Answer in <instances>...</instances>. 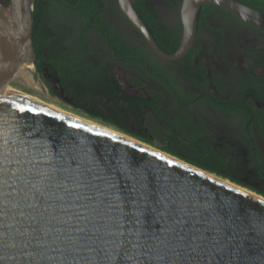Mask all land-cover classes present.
I'll return each mask as SVG.
<instances>
[{
    "label": "water",
    "instance_id": "water-1",
    "mask_svg": "<svg viewBox=\"0 0 264 264\" xmlns=\"http://www.w3.org/2000/svg\"><path fill=\"white\" fill-rule=\"evenodd\" d=\"M135 1L118 4L169 62L190 51L202 6L264 32V14L236 0H183L181 41L167 55ZM33 10L34 0L0 3V264H264L262 200L8 88L14 66L34 67Z\"/></svg>",
    "mask_w": 264,
    "mask_h": 264
},
{
    "label": "flooded vegetation",
    "instance_id": "flooded-vegetation-1",
    "mask_svg": "<svg viewBox=\"0 0 264 264\" xmlns=\"http://www.w3.org/2000/svg\"><path fill=\"white\" fill-rule=\"evenodd\" d=\"M34 2L39 9L37 15L40 21L36 36H41L34 68L48 86L49 93L53 92L52 96L69 103L70 95L61 88L62 82L71 85L79 79L88 83L112 80L128 96L147 97L151 93L150 88L161 91L164 96L162 111L164 109V113L171 114L178 110L174 91L182 99L195 95L197 103L189 102L191 107L187 110L193 117L212 126L215 148L220 149L223 144L229 147V154L236 153L237 158L241 154L243 171L239 173V179L246 184H250L251 179L260 183L255 180L259 175L248 159L251 149L244 130H250L258 159L264 163V139L254 122L264 114L263 31L219 8L202 6L196 37L190 49L196 50L193 66L202 65L205 70L207 87L202 90L178 73L180 62L190 51L174 62L159 58L139 30L125 18L118 0ZM182 3L183 0H136L134 9L139 16L141 12L149 18L156 36L181 41ZM95 4L101 7L96 9ZM111 41L138 55L117 56ZM40 55L42 59H39ZM151 67L165 73L159 74L163 82L154 78L158 74L154 73L155 70L151 72ZM137 81L143 84L142 88L136 86ZM203 94L209 95L210 101L217 100V108L200 101ZM222 105L224 110L218 108Z\"/></svg>",
    "mask_w": 264,
    "mask_h": 264
},
{
    "label": "trees",
    "instance_id": "trees-1",
    "mask_svg": "<svg viewBox=\"0 0 264 264\" xmlns=\"http://www.w3.org/2000/svg\"><path fill=\"white\" fill-rule=\"evenodd\" d=\"M0 1H2L3 5H7L9 0ZM236 1L264 14V0ZM95 5L96 9L101 7L100 4ZM38 10L36 2H34L32 42L35 53H37L36 51L41 43V36H36L37 27L40 23L37 15ZM204 10L205 7L203 12ZM139 14L148 29L150 28L149 30L154 34L153 37L162 52L167 55L173 54L177 50L180 40H170L167 36H156L157 32L152 27L149 18L145 17L141 12ZM201 15L202 13L200 17ZM110 45L117 56L138 55L134 54L131 49L122 48L112 41ZM195 54L196 50H192L187 54L185 60L180 62L178 73L184 76L192 85L203 90L207 87L206 79H204L205 70L202 65L196 68L193 66L192 60ZM39 59H42L41 55ZM149 70L151 72L155 70L154 73L158 75H154V78L163 82L159 74L163 75L165 73L152 67ZM168 84L172 89H175L171 82H168ZM136 86L142 88L143 84L137 81ZM61 88L70 95L71 102H66V104L78 110L87 118L107 125L146 145L156 147L197 168L229 180L231 183L257 192L264 198V182L261 183V180L264 181V163L258 159L255 143L250 137V130L248 128L244 130V133L247 134V144L251 149V155L248 159L253 162L257 170L260 178L254 179L260 182L259 184L255 183L253 179H251L250 184L243 183L239 179V173L243 171L242 166H240L243 156L238 154L239 158H237L236 153L229 154V147L221 143L220 149L215 148L212 126L200 118L193 117L187 110L191 107L189 102L194 105L197 103V96L194 95L182 99L180 94L174 91V100L178 104V110L169 114L167 112L164 113V109L162 111L164 98L162 92L153 88H150L151 93L147 97L128 96L112 80L88 83L79 79L75 80L71 85L62 82ZM210 99L207 94H203L199 98L200 101L208 102L209 106L217 108L218 101H210ZM218 108L224 110L223 105L218 106ZM254 122L261 138L264 139V114H261L260 118L254 119Z\"/></svg>",
    "mask_w": 264,
    "mask_h": 264
},
{
    "label": "rangeland",
    "instance_id": "rangeland-1",
    "mask_svg": "<svg viewBox=\"0 0 264 264\" xmlns=\"http://www.w3.org/2000/svg\"><path fill=\"white\" fill-rule=\"evenodd\" d=\"M1 4L2 1H0ZM8 86L16 91L25 93L27 95H30L32 97H36L39 99L46 100L48 102H51L83 119H87L90 121L89 118L84 116L82 113H80L78 110H75L68 104L64 103L62 100H60L57 97L52 96L49 93L48 88L45 86L42 78L36 73V69L34 67L27 68L23 65H16L14 66L12 73L8 80ZM95 123H98L97 121H94ZM100 124V123H99ZM103 125V124H101ZM106 126V125H104ZM156 148V147H155ZM159 150V149H158Z\"/></svg>",
    "mask_w": 264,
    "mask_h": 264
},
{
    "label": "bare ground",
    "instance_id": "bare-ground-1",
    "mask_svg": "<svg viewBox=\"0 0 264 264\" xmlns=\"http://www.w3.org/2000/svg\"><path fill=\"white\" fill-rule=\"evenodd\" d=\"M10 57H12V59H15V58H16V53H14V54H13V53H10ZM25 67L30 68V69L32 68V67H30V66H25ZM6 86H7V85H6ZM7 87H8V86H7ZM8 88H10V87H8ZM10 89H11V88H10ZM71 112H72V111H71ZM90 119H91V118H90ZM85 120H87V119H85ZM91 120H92V119H91ZM87 121H89V122H91V123H93V124H96V125L102 126V127L106 128V129H108V130H111V131H113V132H115V133H117V134H119V135H121V136H123V137L129 139V140L135 141L134 139L127 137L126 135L122 134L121 132H119V131H117V130L111 128V127H108L107 125L104 126V125H101V124H99V123H95L94 121H90V120H87ZM135 142H140V141L136 140ZM141 143H142V142H141ZM143 145L146 146V147H148L149 149H151V150H153V151H156V152L162 153L161 151H159V150H158L157 148H155V147H152V146H150V145H145V144H143ZM162 154H163V153H162ZM164 155H165V153H164ZM166 156H167V155H166ZM203 173H204V172H203ZM205 174L211 176L212 178H216V179H218V180L224 182V183L227 184L228 186H231V187H233V188H235V189H237V190H239V191H242V192H244V193H246V194H248V195H250V196H252V197H255V198L259 199V200H262V201L264 202V198H263V197H261V196H259V195H256V194H254V193L251 192V191H248V190L243 189V188H241V187H239V186H236L235 184H232V183L228 182L227 180L221 179V178L216 177V176H214V175H210V174H208V173H205Z\"/></svg>",
    "mask_w": 264,
    "mask_h": 264
}]
</instances>
